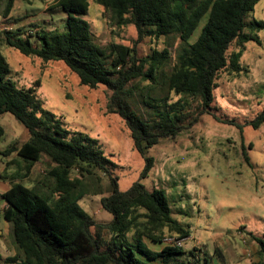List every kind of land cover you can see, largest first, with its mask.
I'll return each mask as SVG.
<instances>
[{
	"label": "trees",
	"instance_id": "trees-1",
	"mask_svg": "<svg viewBox=\"0 0 264 264\" xmlns=\"http://www.w3.org/2000/svg\"><path fill=\"white\" fill-rule=\"evenodd\" d=\"M40 1H50L51 9L65 14L64 28L2 30L4 43L42 63L62 61L89 89L104 86L106 112L122 119L134 149L145 159L140 178L154 164L146 154L148 149L162 139H175L203 114L241 127L211 111L213 91L222 71L240 70L245 43L259 41L253 32L263 28L264 22L248 21L259 0H94L118 25H132L136 30L131 45L112 43L108 47L94 41L83 18L89 0ZM10 7L11 0L8 11ZM197 28L199 34L190 41ZM169 37L181 41L169 73L164 69L170 59L167 47L138 56L139 41ZM163 77L168 93L152 96L154 85ZM139 80L148 84L135 86ZM40 84L36 79L29 87H18L0 52V116L12 114L29 133L26 141L2 152L15 153L12 164L16 168L7 176V190L0 194L4 201L0 215L10 224L16 251L0 255V264H176L185 252L174 240L188 237L190 231L172 217L166 191L148 190L139 180L121 190L115 163L103 154L96 139L66 128L61 116L43 107L37 95ZM136 91L151 109L147 116L129 100ZM246 124L253 128L264 124V107ZM42 157L48 161L42 181L46 192L21 182ZM73 169L82 176L94 171L106 176L110 191L101 196L100 204L111 214L110 220H95L79 204L83 194L77 192L80 182L71 176ZM248 234L258 244L264 264V235ZM149 242L163 245L155 250Z\"/></svg>",
	"mask_w": 264,
	"mask_h": 264
},
{
	"label": "rangeland",
	"instance_id": "rangeland-1",
	"mask_svg": "<svg viewBox=\"0 0 264 264\" xmlns=\"http://www.w3.org/2000/svg\"><path fill=\"white\" fill-rule=\"evenodd\" d=\"M8 2L0 0V52L7 58L13 80L24 88L40 80L37 95L43 107L61 116L66 128L81 131L98 141L103 154L115 163L114 174L121 190L139 180L148 190L163 188L166 191L172 217L190 231L188 237L180 239L185 253L177 263L261 264L258 244L248 233L264 235V124L253 128L246 122L264 107V27L253 32L258 42L245 43L240 70L222 71L217 79L218 87L213 91L211 111L234 120L241 127L203 114L193 127L175 139H162L148 149L146 154L153 157L154 164L148 175L140 178L145 159L134 149L122 119L106 112L105 87L89 89L80 84L77 75L62 61L42 63L3 41L2 30L21 26L25 30L40 27L61 30L65 14L51 9L50 1L11 0L9 11ZM83 18L100 46L131 45L137 37L132 25H118L94 0H89L88 12ZM253 20L264 22V0H259L249 14L248 21ZM199 31V28L195 30L190 41ZM163 47L170 51L164 68L169 73L181 49L178 37L158 41L145 38L136 43L139 57ZM164 79L160 78L154 85L152 96L168 93ZM147 84L141 80L134 83L137 87ZM129 100L140 114H150L151 109L144 103L140 91L133 93ZM0 126L3 128L0 135L1 194L10 180L7 176L16 168L12 164L15 153L4 155L2 152L11 144L26 141L29 133L10 113L0 116ZM47 169L48 161L42 157L21 182L46 192L42 181ZM71 176L79 179L77 192L83 194L79 200L82 208L97 221L110 220L111 214L100 204L101 196L110 191L106 176L99 171L82 176L77 169L72 170ZM3 207L0 196V213ZM162 245L149 242L155 250ZM15 251L10 224L0 215V255L5 257Z\"/></svg>",
	"mask_w": 264,
	"mask_h": 264
},
{
	"label": "built area",
	"instance_id": "built-area-1",
	"mask_svg": "<svg viewBox=\"0 0 264 264\" xmlns=\"http://www.w3.org/2000/svg\"><path fill=\"white\" fill-rule=\"evenodd\" d=\"M172 240H173V239H168V241H172ZM174 241H175V243L178 244V245H180V243H181V242H180L181 240H174Z\"/></svg>",
	"mask_w": 264,
	"mask_h": 264
},
{
	"label": "crops",
	"instance_id": "crops-1",
	"mask_svg": "<svg viewBox=\"0 0 264 264\" xmlns=\"http://www.w3.org/2000/svg\"><path fill=\"white\" fill-rule=\"evenodd\" d=\"M7 188H8V186H6V188H4L3 192H4L5 190H7Z\"/></svg>",
	"mask_w": 264,
	"mask_h": 264
}]
</instances>
